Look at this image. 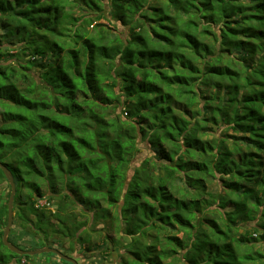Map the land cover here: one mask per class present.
Masks as SVG:
<instances>
[{"label":"trees","instance_id":"16d2710c","mask_svg":"<svg viewBox=\"0 0 264 264\" xmlns=\"http://www.w3.org/2000/svg\"><path fill=\"white\" fill-rule=\"evenodd\" d=\"M0 161L28 236L117 219V264H264V0H0Z\"/></svg>","mask_w":264,"mask_h":264},{"label":"rangeland","instance_id":"374dc122","mask_svg":"<svg viewBox=\"0 0 264 264\" xmlns=\"http://www.w3.org/2000/svg\"><path fill=\"white\" fill-rule=\"evenodd\" d=\"M74 14L78 15L79 11L75 9ZM99 21L105 23L106 19L101 18ZM88 29L92 30L93 29L92 25H89ZM118 29L119 31L124 33L126 31L125 28L122 26H120ZM9 41H13V42L9 43L7 38L1 47H5L7 51L13 52L15 51V48L13 46L15 45L14 43H16L17 41V37H10ZM220 128L221 127H219V130L217 131H220L221 130ZM228 132L231 131L229 130ZM5 165L7 166V164ZM210 190L213 192L218 190L216 183H213L210 186ZM9 191L10 188L7 180L1 179L0 180V231L2 232L7 221V199H8ZM211 206L214 207L215 205L212 204ZM48 207L50 209H54V206L50 204L48 205ZM16 210H17V202H13V221L8 236L10 235L12 239H14L17 242L22 240L25 241L24 243H28L27 246H29L30 248L32 247V249L41 248L43 246L56 247L63 253L76 258L80 264H117L119 257H118L117 249L113 245V239H120L122 243L128 241V239L120 233V222L117 219H113L111 221H104L103 223L101 222L97 223L96 229L94 231H91V233L89 232V235L91 237V242L87 245H81L77 243L75 244L73 249H70L68 241L65 238H62L60 235L53 232L49 234L48 239H46V241L44 242L41 239V236L39 237L33 235L28 236V233L27 234L25 233V230L27 228L20 226L19 221L15 217ZM79 218H81V216L78 215V219ZM255 219L249 220L246 223L243 222L241 224L239 231L247 230L252 232L251 227L256 222ZM86 231L87 230L84 229V232ZM180 234L181 233H179V235ZM252 235L255 236L256 234L253 233ZM1 237L2 236H0V238ZM87 246L89 247L90 250H87ZM56 262L58 264H63L61 260H59L57 257H54L52 255L49 256L48 254L46 255L45 253L35 254V256H33L28 260V264H56Z\"/></svg>","mask_w":264,"mask_h":264},{"label":"water","instance_id":"95a60500","mask_svg":"<svg viewBox=\"0 0 264 264\" xmlns=\"http://www.w3.org/2000/svg\"><path fill=\"white\" fill-rule=\"evenodd\" d=\"M0 169L2 170L9 186H10V192L7 199V221L6 225L3 229L2 233V242L3 244L12 252L18 254V255H35V254H41L46 252H51L56 254L59 258L70 262L72 264H80L78 260L74 257H71L56 247L52 246H43L41 248H34V249H25L20 246H17L13 242L8 240V233L10 231L12 221H13V202H14V195L16 193V182L14 179V176L10 169L0 161Z\"/></svg>","mask_w":264,"mask_h":264},{"label":"built area","instance_id":"2783aa9c","mask_svg":"<svg viewBox=\"0 0 264 264\" xmlns=\"http://www.w3.org/2000/svg\"><path fill=\"white\" fill-rule=\"evenodd\" d=\"M37 207H42L44 205H47L48 206V202H46V200L44 199H39L36 204H35Z\"/></svg>","mask_w":264,"mask_h":264},{"label":"flooded vegetation","instance_id":"af4514ba","mask_svg":"<svg viewBox=\"0 0 264 264\" xmlns=\"http://www.w3.org/2000/svg\"><path fill=\"white\" fill-rule=\"evenodd\" d=\"M52 211H54V209H52Z\"/></svg>","mask_w":264,"mask_h":264}]
</instances>
